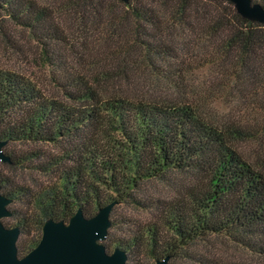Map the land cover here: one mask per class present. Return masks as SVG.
<instances>
[{"label":"trees","instance_id":"1","mask_svg":"<svg viewBox=\"0 0 264 264\" xmlns=\"http://www.w3.org/2000/svg\"><path fill=\"white\" fill-rule=\"evenodd\" d=\"M250 1L264 9V0ZM222 2L226 4H215L214 13L208 10L211 4H185L183 0L173 8L187 26L192 25L185 19L187 15L207 22L210 33L221 35L223 53H231L242 78L264 85V24L239 17L231 4ZM73 5L82 9L91 4ZM129 8L134 20L145 23L150 33L160 29L150 8ZM0 10L7 21L26 29L42 48L52 51V44L63 40L45 7L28 0H0ZM150 33L141 32L150 39L141 42L146 61H152L149 55L171 59V46ZM42 53L45 62L56 64L61 72L52 81L62 100L44 97L21 74L0 68V142H4L1 150L9 159V164L3 165L27 162L25 168L54 178V184L44 190L26 193L24 203L32 208L33 216L17 219L14 227L18 235L26 221L40 231L44 220L65 222L76 208L87 218L109 202L139 206L134 192L141 183L167 181L175 172L186 174L188 184L170 208L164 210L162 202L157 208L169 237L162 238L155 225L146 230L145 244L153 259L170 258L174 247L205 235H223L264 257V172L245 160L235 146L250 137L246 127L237 122L211 123L195 103L182 98L153 94L129 97L117 84L107 86L103 74L96 83L90 82L59 59L45 55V49ZM149 62L152 69H161ZM15 142L52 144L58 153L32 149L14 157L4 148ZM102 191L114 198H103ZM19 192L22 190L0 175L1 196L13 202ZM0 222L8 228L2 219ZM38 239L25 246L15 241L16 256L24 255ZM141 241L132 235L127 244H115L113 249L123 251L127 263ZM101 244L107 252L109 245Z\"/></svg>","mask_w":264,"mask_h":264},{"label":"rangeland","instance_id":"2","mask_svg":"<svg viewBox=\"0 0 264 264\" xmlns=\"http://www.w3.org/2000/svg\"><path fill=\"white\" fill-rule=\"evenodd\" d=\"M28 1L49 9L63 40L54 42L52 51L48 47L42 48L26 29L7 21L0 10L1 69L21 74L44 97L62 100L52 81V77L61 72L57 71L56 64L49 66L45 62L42 53L45 49V55L59 59L63 66L66 64L71 70L82 73L90 82L96 83L103 74L107 77V86L117 84L129 97L153 94L191 101L211 123L237 122L246 127L250 137L238 141L235 146L245 160L264 172V85L253 78H242L230 58L231 53H223L219 41L221 35L210 33L207 22L194 21L192 15L185 16L192 25L180 22L173 4H182V0H127L126 3L120 0ZM183 1L185 4H211L208 10L212 13L216 10L215 4H226L216 0ZM73 4L91 5L81 9ZM137 5L150 8L159 22L158 31L150 33L151 29L145 23L134 20L129 7ZM142 30L159 35L174 50L168 61H165L166 57L149 55L150 62L160 70L152 69L145 59L141 42L150 39L142 37ZM32 149L58 153V148L52 144L15 142L4 148L14 157ZM22 164L6 167L0 163V175L22 190L17 199L7 205L12 217L2 219V223L8 228L14 227L22 216L27 220L33 216V210L24 203V197L54 184L51 174L25 168L27 162ZM188 180L186 174L174 172L167 181L141 183L134 192L139 206L117 201L108 214L109 227L103 240L109 245L107 253L111 252L113 245L123 246L130 236L138 235L142 241L138 249L131 251L127 263L153 264L155 259L145 244L146 230L155 225L162 238L169 237L158 219L157 208L162 203L166 207L164 210L170 208ZM101 193L103 198H114L106 191ZM38 236L39 231L26 221L25 229L16 241L18 245L25 246ZM169 252L171 257L166 264H264V257L234 244L223 235H205Z\"/></svg>","mask_w":264,"mask_h":264},{"label":"water","instance_id":"3","mask_svg":"<svg viewBox=\"0 0 264 264\" xmlns=\"http://www.w3.org/2000/svg\"><path fill=\"white\" fill-rule=\"evenodd\" d=\"M125 3L126 0H120ZM232 5L235 13L248 21L264 24V9L250 0H221ZM0 163L9 164L2 153ZM10 201L0 195V220L10 216L7 205ZM114 202L96 209L90 217H83L80 209L65 221L44 220L40 226L39 239L35 246L21 257L16 256V227L4 228L0 222V264H124L125 254L114 248L107 253L101 242L109 227L108 214ZM168 257L154 260L153 264H166Z\"/></svg>","mask_w":264,"mask_h":264}]
</instances>
